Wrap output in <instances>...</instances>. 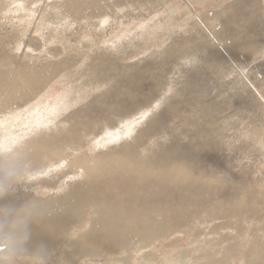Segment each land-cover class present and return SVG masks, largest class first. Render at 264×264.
Returning <instances> with one entry per match:
<instances>
[{"label":"rangeland","instance_id":"obj_1","mask_svg":"<svg viewBox=\"0 0 264 264\" xmlns=\"http://www.w3.org/2000/svg\"><path fill=\"white\" fill-rule=\"evenodd\" d=\"M73 5L74 13L68 8ZM234 38L251 41L254 50L233 54ZM53 64L61 69L48 76L27 101L16 106L5 103L4 94L18 80V72L41 71ZM0 72L6 73L8 85L0 88V117L20 108L25 116L26 107L36 102H58L56 126L34 130L28 136L31 141L46 138L67 146L66 161L80 159L88 167L94 165L93 158L106 155L121 157L129 166L135 163L123 180L115 179L114 186L129 213L131 188L142 181L144 192L138 194L148 195L143 205H156V212L151 211L154 216L151 212L142 216L159 222L161 228L131 246L124 254L130 263L165 264V259H171L177 264H200L208 258L222 264H264V0H0ZM121 86L128 96L136 95V103L112 110L108 106L119 99ZM138 113L146 117L134 124L128 139L95 146L106 128L113 130L119 121ZM135 153L140 156L132 162ZM185 157L188 163L184 164ZM174 167L173 171L186 170L180 181L145 183L161 168ZM106 173L118 175L121 169ZM11 175L9 183L20 182L28 197L43 200L55 194L44 187L41 193L33 192L36 186L22 182L26 177L22 171ZM82 175L71 179L82 182ZM10 189H0V197L17 191ZM91 214L69 228L65 243L88 228ZM137 228L143 230L141 224ZM138 243L144 246L137 249ZM100 251L79 254L96 258L79 260L75 255L71 262L65 261L108 264L103 257L122 256ZM27 258L2 257L0 264H57Z\"/></svg>","mask_w":264,"mask_h":264},{"label":"bare ground","instance_id":"obj_2","mask_svg":"<svg viewBox=\"0 0 264 264\" xmlns=\"http://www.w3.org/2000/svg\"><path fill=\"white\" fill-rule=\"evenodd\" d=\"M153 1L155 2V0H153ZM68 8L73 10V13L75 11H77V7L74 8V5H73V9L70 6H68ZM82 8H83V6L81 7V9ZM253 8H255V7H253ZM261 11H262V9H261ZM259 12H260V10H259ZM257 15L258 14H256V16ZM230 50L235 55H238L241 52L250 53L251 51L254 50V44L251 41H246L245 43H243L242 40L234 38L231 42ZM63 60H65V59H63ZM71 60L72 59L64 61V62H69ZM64 62H63V64L61 63V65H64ZM103 63H105V62H103ZM68 64H70V63H68ZM59 67H60V65H54L53 64L52 67H48V68L46 67L41 71L33 70V69H22L20 72H18V77H19L18 80H14L15 83L9 84V86L7 85V82H5V78H6L5 74L6 73L0 72V82H1L0 88L2 89L4 83H6V86H4L5 89L8 86L7 91L4 94L5 95V103H12L11 105L16 106V105H18L17 103H21L22 101L23 102L27 101L26 99L29 97V95L32 92L38 90L42 86V84H44L47 81L48 76L52 77L54 74H56L55 72H57L59 69H61ZM93 69H95V68H92L91 72H93V73L96 72V70H93ZM62 70H65V69H62ZM112 80H113V78H112ZM114 81H115V79H114ZM102 87H103V84H102ZM121 90H122V86L120 89H118V92H117L118 93L117 98H119V99L117 101L116 100L112 101L113 102L112 106H108L109 108H112V110H117L118 107L125 106L124 104H127V103L132 105V106L136 103V100H137L136 95L128 96L125 92H123ZM31 98H33V97H31ZM107 98H109V97H107ZM57 106H58V102L56 99L53 101L52 104H50L49 102H44V103H39V102L37 103L36 102V103H34V105L32 107L29 105H28V107H26L27 110L25 113H27V114H25V116L23 115V112L22 113L20 112L21 108L19 107L20 109H16L15 111L13 110V112L9 111L11 113V114L9 113L10 115H4V116L0 117V189L2 191L4 190V188H5V191H9L8 188L13 189L15 187V189H17V191L15 193L7 192L5 195L7 197H4V196L0 197V258L12 257L14 255H16V256L21 255V256L26 257V258L29 257L32 262H33V260L34 261L38 260L40 262H44L47 259H50V261H52V262L56 261L57 264L58 263L59 264H67L65 260H69L71 262L73 260V256H75V255L80 257L79 260H84L81 258H84L86 256H90V258H96V257H92L90 254L80 255V256H79V254L80 253H89L93 250L98 249V250L107 252L108 255H111V254H116L117 256L120 254L122 255L120 258H115L113 260H110V258H107V257H103L102 262H108V264H132L127 260V258H124V254L127 251H129L131 246H134V244L136 242L144 241V239L147 237V235L151 234L152 232H157L161 228L160 225H158L159 222L156 223L155 220L153 222L148 218H143L144 215L142 216V214L145 212H147V214L148 213L150 214V212L154 211V210L156 212V208H154L156 205L153 207H149L151 204L149 206L143 205V201L145 200L146 196H148V195L142 194V196H140L138 194V192H144L142 189L143 182L141 181V182L137 183L135 186L133 185V187L131 188L130 196H129L130 197L129 201H131V203L129 202L131 210L129 207L130 212L127 213L125 211L126 210L124 207L125 204L123 205V202L121 201L122 196L120 194V190L114 186V182H115L116 178L123 180V178H125L128 175V173L130 172L129 168H132V166H135V163H134V165L129 166L128 164H125L124 162L121 161L122 160L121 157L116 158L114 156L110 157V156L106 155V156L101 157V158H93L92 160L94 162V165H93L94 167L93 166L88 167V164L86 165V163L83 161H80V159H74L73 160V159L68 158V160L66 161V159H67L66 147L67 146H65L63 148L59 145H55V142H53V140H51V139L46 140V138H44L43 140H39L37 138V140L31 141L30 137H28V136L34 130H37L40 127H46L48 130V129H50L51 126H56L57 123L55 124V121L60 117V115H59L60 110ZM129 107L131 108V106H129ZM141 113L140 114L138 113L137 115H133L132 116L133 118L128 119L126 122H124L125 119L123 117L124 120L119 121V125H117V127L114 128L113 130H112V128H106L104 130V132L102 133L103 135L99 139H97V141L95 142V146L99 145L97 147H100V146L104 147L105 145H107L111 142H114V141L116 142V141L120 140L121 138L127 137V139H128V136L129 135L131 136L133 131L136 129V126H134V124L138 125V123L141 122L146 117L145 113L143 115ZM126 116H127V114H126ZM108 118H109V116H108ZM71 121H73V120L71 119ZM43 137L44 136H42V138ZM135 139H137V138H135ZM29 140L32 143H28V142H30ZM129 141H131V140H129ZM113 146H114V144H113ZM137 147H138V145H137ZM139 147H141V146H139ZM137 150H139V149H137ZM148 151H150V150H148ZM148 151H147V153H148ZM70 152H71V150H70ZM157 152L159 153V151H157ZM124 153H126V151ZM171 155H174V154H171ZM136 156L139 157L140 155H137L135 153V154H133V156H131L132 162H133V160H135ZM4 158H6V159H4ZM142 158L145 159L144 156ZM142 158H137V160L142 159ZM161 158H162V156H161ZM163 158H164V156H163ZM179 158H181V157L179 156ZM183 159L186 160V162H184V164L188 163L186 157ZM151 160L152 159H150V161ZM168 161L169 160H167V163H168ZM63 162L65 164L64 166L62 165ZM132 162H131V164H133ZM168 165H170V164H168ZM148 166L151 167V165H148ZM153 166H154V164H153ZM139 167H140V165H139ZM156 167L157 166H155L154 168H156ZM166 168L167 167H165V169ZM117 169H121L120 174L112 175V176L105 175V174H107L106 171H113L114 172ZM156 169H159V167ZM161 169H162V171L154 173L153 179H148L145 183L148 185H151V182L154 179H156V181L158 179V181L160 183L165 182L164 180H168L171 184H174L177 180L183 178V174L186 171V170L184 172H182L181 170L180 171H178V170L173 171L175 169V167L169 168L168 170H163V168H161ZM5 170H8V171L6 172ZM152 170H151V172H152ZM12 171H14L15 173L22 171V174L26 175V177L24 178V181H22V182L26 183V181L28 180L30 187L36 186L33 189V192L39 193L42 190L41 187H44L47 190H53L54 189L55 194L50 196V198H45L43 200H40L39 198L28 197L21 190L23 188L22 187L23 185H21L20 182L17 181V182L9 183L10 182L9 178H10V176L12 177V175H11ZM135 171H136V169H135ZM108 173H110V172H108ZM141 173L142 172L139 173L140 176H141ZM146 173H148V170ZM81 175L83 177L82 182L78 181L77 183H74L72 181V179H71L72 176L80 177ZM64 179H67L66 180L67 184H64V182H63ZM129 179H130V177L128 178V180ZM139 179H142V178H139ZM128 182H130V181H128ZM109 184H110V187H108ZM206 185H205V187H206ZM8 186H10V187H8ZM73 186H75V187H73ZM129 187H131V186H129ZM199 187H200V185H199ZM203 188H204V186H203ZM47 190H46V193L48 192ZM215 190H217V189H215ZM203 191L205 192V189ZM123 192H124V190H123ZM148 192L149 191H147V193ZM8 193H9V195H8ZM156 193H158V192H156ZM203 193H202V195H204ZM207 196H208V194H207ZM191 197H193V195ZM196 197H197V194H196ZM127 198H128V196H127ZM178 199H180V198H178ZM195 200H197V199H195ZM176 202H178V201H176ZM165 205H163V206H165ZM190 206H194V205L191 204ZM167 207H165V208H167ZM181 207H183V206H181ZM159 208H160V206H159ZM196 208H197V206H196ZM235 208H238V207H235ZM184 210H187V208L186 209L184 208ZM184 210H183V212H184ZM166 211H167V209H166ZM90 212L92 213L91 214L92 216H89L88 228L82 234L79 235V238L76 236L77 237L76 240H74L72 238L73 240H70L69 243H65L64 239L67 238V236L69 235L68 234L70 232L69 228L71 226H73V224L78 225V223H81L83 221L84 216ZM151 214H152V212H151ZM157 214L158 213H156V215ZM172 215H174V213ZM149 217H150V215H149ZM162 217L163 216H161V218ZM193 219H191V220L193 221ZM225 221H227V220L225 219ZM188 223L190 224V222H188ZM139 224L142 225L143 230H141V229L139 230L137 228V225H139ZM166 226H168V225H166ZM74 229L76 231L75 227L73 228V230ZM182 229H183V227H182ZM165 231H166V229H165ZM168 231H170V230H168ZM215 231H217V230H215ZM215 231H213V232H215ZM199 232H201V231H199ZM163 233H165V232H163ZM217 233H219V231ZM152 234H154V233H152ZM196 234H197V232H196ZM156 235H157V233H156ZM158 235H159V232H158ZM155 236L153 238H155ZM82 239H84L83 242H82ZM219 239H221V238H219ZM227 240L229 241V239H227ZM137 245H138L137 249L142 248V246H144V245H142V243L141 244L138 243ZM211 245H212V243H211ZM154 248H155V246H154ZM143 249H144V247H143ZM162 249H163V247H162ZM160 250H161V248H160ZM143 252H144V250H139V251L136 250L135 253L144 254L145 252L144 253ZM152 252H154V251H152ZM146 253H148V251ZM182 253H184V252H181V254ZM150 254H151V252H150ZM48 255H50L51 257H48ZM125 255H127V254H125ZM131 256H134V255H131ZM135 256H136V254H135ZM78 257H77L76 261L78 260ZM97 257H100V256L98 255ZM128 257H129V255H128ZM147 257L149 258L150 256H147ZM198 257H199V255H198ZM54 258H56V260H53ZM139 258H140V256H139ZM184 258H185V256H184ZM250 258H251V256H250ZM206 259L207 260L200 261V264H203L204 262H207V264H222L223 263V262L222 263L220 262L221 260L218 261L216 259H213L212 261H210V259H208V258H206ZM94 260H97V259H94ZM144 260H145V258H144ZM175 261H177V260H175ZM175 261H173V260L171 261V259H165V262L168 264H175L176 263ZM234 261L235 260H233V262ZM178 262H179V260H178ZM144 264H155V263L154 262H146Z\"/></svg>","mask_w":264,"mask_h":264}]
</instances>
